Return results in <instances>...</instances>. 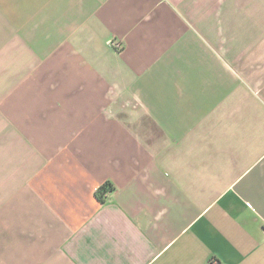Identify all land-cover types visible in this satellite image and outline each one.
Instances as JSON below:
<instances>
[{
    "label": "crops",
    "instance_id": "1",
    "mask_svg": "<svg viewBox=\"0 0 264 264\" xmlns=\"http://www.w3.org/2000/svg\"><path fill=\"white\" fill-rule=\"evenodd\" d=\"M263 223L264 0H0V264H264Z\"/></svg>",
    "mask_w": 264,
    "mask_h": 264
},
{
    "label": "trees",
    "instance_id": "2",
    "mask_svg": "<svg viewBox=\"0 0 264 264\" xmlns=\"http://www.w3.org/2000/svg\"><path fill=\"white\" fill-rule=\"evenodd\" d=\"M107 191H112L111 187L109 185H103L99 190H98V194H97V198L99 200L102 199L103 195L107 192Z\"/></svg>",
    "mask_w": 264,
    "mask_h": 264
},
{
    "label": "built area",
    "instance_id": "3",
    "mask_svg": "<svg viewBox=\"0 0 264 264\" xmlns=\"http://www.w3.org/2000/svg\"><path fill=\"white\" fill-rule=\"evenodd\" d=\"M114 47L117 50L121 49V45L120 44H114ZM263 232H264V223H263Z\"/></svg>",
    "mask_w": 264,
    "mask_h": 264
}]
</instances>
